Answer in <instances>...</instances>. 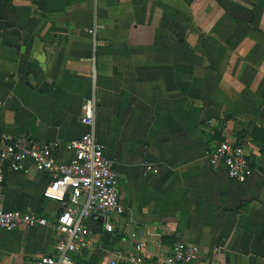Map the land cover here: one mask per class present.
Wrapping results in <instances>:
<instances>
[{"label": "crops", "instance_id": "crops-1", "mask_svg": "<svg viewBox=\"0 0 264 264\" xmlns=\"http://www.w3.org/2000/svg\"><path fill=\"white\" fill-rule=\"evenodd\" d=\"M93 96L126 211L112 231L86 221L77 262L108 264L136 240L154 259L181 238L199 245L198 264H264V0H0V139L57 141L69 160ZM225 139L248 142L245 182L209 164ZM49 184L31 163L7 167L4 208L54 219ZM55 245L49 226L1 229L0 264Z\"/></svg>", "mask_w": 264, "mask_h": 264}, {"label": "built area", "instance_id": "built-area-1", "mask_svg": "<svg viewBox=\"0 0 264 264\" xmlns=\"http://www.w3.org/2000/svg\"><path fill=\"white\" fill-rule=\"evenodd\" d=\"M96 104L93 96L82 106L81 122L87 130L67 143V150L73 153L69 160L58 159L57 141L40 142L25 133L0 139V183L4 181L7 167L21 169L31 163L37 171L50 177L44 196L61 204V210L51 220L35 212L6 210L0 196V230L35 226L53 229L55 250L37 257L34 264H80L75 255L87 249L91 242L86 221L96 215L102 219L105 229L112 231L113 215L126 211L113 161L97 137ZM247 143L233 139L220 141L209 153V164L214 168L224 165L230 178L245 182L254 171ZM144 165L147 172L159 171L154 163L146 161ZM147 248V241L136 240L132 251H114L108 264H198L202 255L199 245L181 238L164 255L154 259L146 254Z\"/></svg>", "mask_w": 264, "mask_h": 264}]
</instances>
